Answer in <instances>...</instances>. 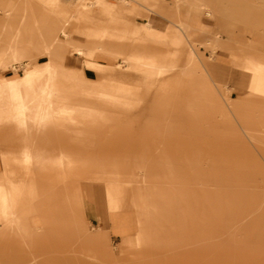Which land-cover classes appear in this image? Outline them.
<instances>
[{"label": "rangeland", "instance_id": "1", "mask_svg": "<svg viewBox=\"0 0 264 264\" xmlns=\"http://www.w3.org/2000/svg\"><path fill=\"white\" fill-rule=\"evenodd\" d=\"M29 1L27 4L26 0L24 3L15 0L8 16L0 13L1 65L6 66L5 60L11 54L7 47L16 32L21 29V37L26 39L25 26L31 8L34 9L35 2L40 4L43 0ZM190 1L163 0L162 7H156L158 15L169 19L165 22L168 32L160 37L144 33L139 19L111 12L102 16L96 11L97 7L88 9L86 28L97 33L100 40L107 38L119 42L120 47L121 55L101 54L98 61L106 66L121 63L122 56L158 57L175 64L174 69L179 73L191 64L199 68L222 64L226 59L223 52L207 44L211 38L192 27L186 28L180 44L171 43L178 31L179 18L187 20ZM203 1L213 9L222 8L220 14L212 17L217 21H209L208 32L218 31L222 39H228L225 28L233 24L246 30V38L255 40L258 37L257 30L251 32L250 24L255 17L264 16V1ZM177 6L180 16L175 9ZM76 7H81V0L68 3L55 0L54 4H45L47 12L71 20L76 15ZM234 12L240 13L241 17L234 18ZM158 15L157 21L162 22ZM22 25H25L23 29ZM73 30L74 26H70V31ZM240 32L234 30L230 37L236 39ZM29 39L36 40L34 37ZM22 45L25 47L24 63L12 73L14 80L33 69L34 62L43 60V53L34 48L35 44L22 42ZM191 48L199 52V58L189 59ZM259 52L258 60L264 63V55ZM65 57L67 66L77 62L70 48H66ZM252 70L257 73L254 84L243 92L229 87L224 77L212 75L220 101L234 114L230 128L223 125V115L218 112L210 119L202 117L199 121L196 114H202L204 108L189 91L167 82L172 73L154 71L148 74L125 67L91 72V77L106 85L103 91L109 97L117 98L118 106L110 99H102L99 90L77 87L74 89L77 104L71 110L104 114V119L97 118L90 125L97 134L94 141L101 142V147L106 150L122 144V154L107 155L103 170L95 180H70L60 170L62 181L44 193L45 212H53L54 207L63 206L68 198H76L77 193L83 199L87 190L92 191L90 201H104L111 217L110 226L114 231L117 225L121 228L123 250L118 247L119 238L111 231L109 233V244L117 256V264H264V160L256 150L250 149L252 147L241 131L243 126L250 133L264 136V90H257V84L264 83V71ZM74 71L84 78L88 76L80 62ZM92 85L95 89L101 88ZM212 106L209 102L205 108L210 110ZM35 110L36 107L28 108L26 115L31 117ZM44 132L52 138L49 123ZM90 148L86 146L82 150ZM53 150L48 145L44 154L51 160V168L58 171L60 156ZM2 163L0 155V182L5 180ZM36 165L37 162H33L30 174ZM83 168L82 162L73 164L75 174L82 173ZM229 169L250 173L253 179L245 183L224 182L221 174ZM25 178L30 181L26 174L22 176L23 180ZM60 217L66 230L73 232L77 222L87 219L85 211L74 203L63 206ZM62 264L82 263L71 253L69 258H62Z\"/></svg>", "mask_w": 264, "mask_h": 264}, {"label": "crops", "instance_id": "2", "mask_svg": "<svg viewBox=\"0 0 264 264\" xmlns=\"http://www.w3.org/2000/svg\"><path fill=\"white\" fill-rule=\"evenodd\" d=\"M21 1L24 3L23 0ZM260 1L263 2L264 0ZM14 2L15 0H0V10H10ZM178 3L179 2L176 4L178 5ZM45 4L51 5L49 0H43L40 4H37L36 2L34 3L36 16L40 18L41 26L45 28L50 26L52 28V34L57 35L58 38H60V45L57 47L51 60H49L46 54L38 50L39 53H43L41 57L43 60L34 62V68L27 71L23 76L34 74L38 80H41L45 78L46 70L48 68H52L55 71L53 76L59 77V79H57L58 83L55 84L56 88L54 87L55 89L53 88L52 90V100L55 106L60 109H63L64 107H68L70 109L76 107L75 105L77 104V101L74 95V89L77 87H82L87 90H99L98 92L102 99H110L116 104L117 98L109 97L108 94L103 91L104 87L106 88V85H104L103 82L96 80V78L91 77L89 74L93 71L105 69L114 70L125 67L148 74H152L154 71H157L160 74L172 73L173 75L170 76L167 82L173 83L176 86L179 85L182 87V90H187V92L189 91L196 99L197 104L204 108V110H202V114H196L199 121L203 119L202 117L210 119L212 118L213 113L218 112L223 115V125L230 128L233 127L232 124L234 122L232 117H234V114L229 111L227 106L222 101H220L218 91L215 90L216 85L212 75L224 77L228 86L231 85L232 89L235 91L243 92L244 90L251 88L254 84V76L257 73L252 69L264 71V63L258 60L260 59L258 57V51L264 55V16L260 18L255 17L253 23L250 24L252 29L251 32L254 30L258 31V37L255 40L246 38V30H241L233 24H229V28H225L229 38L222 39L218 31L208 32V29L206 28L209 26L208 23L211 19L217 21V18L212 17L216 13L220 14V12H222V8L218 7V9H213L208 7L203 0H191L189 2V10L187 11V20L179 18V23L176 24L178 31L175 35H173L171 43L177 45V43L180 44L182 41V37L186 32H182L179 29V25L180 23H183L185 29L192 27L200 34H203L204 37L211 38L207 40V44H209L212 48L223 52L226 59L222 62V64H207L205 66H201V68L198 67L197 69H190L187 66H184L182 71L179 73L178 69H174L175 64H172L170 61L160 60L158 57L140 59L135 55L130 57L122 56L120 58L121 63H116V65L105 66L101 64L98 61L101 54H108L109 52H112L114 56H118V54L121 55V53H119V42L115 43L112 39H109L108 41L107 38L105 40H103L104 38L100 40L97 33L95 34L88 30L84 25L88 16V9L97 7L96 11L100 12L102 16L111 12V14L125 15L128 18L139 19L143 24L142 30L144 33L157 37L165 36L168 32L165 22H168L169 19L160 14L158 15L155 11L156 7H162L163 0H132L129 3H124L122 0L120 3H116L111 0H81V7H76V15L73 17V20H64L63 17L47 12L48 10L46 11ZM165 6L167 5L165 4ZM175 9L178 16H180L181 12L179 7L177 6ZM208 10L211 11L210 15L206 14ZM1 12L2 11H0V13ZM233 14L236 19L241 17L238 12H234ZM156 15L162 19V22L157 21L158 19H156ZM66 21H70L71 25L67 27L68 36L63 37L59 34V32ZM24 26L22 25V29ZM70 26H74L73 32L70 31ZM0 27H2L1 18ZM234 30H239V32L241 31L237 34L236 39H232L230 37V35L234 34ZM71 33H74V36H71ZM219 37L220 40L218 39ZM36 42L39 43V41ZM77 47H80L82 51L78 52L76 50ZM66 48H70L75 55L74 59L77 62L74 63V66L72 63L69 64L73 67L67 66L64 63V60L66 59ZM189 55V59L191 55L199 58V52L197 53L193 48H191ZM78 62H80V64L83 65L85 70L88 72V76H85L86 78L75 73L74 68H77ZM128 63L130 66H125ZM22 65L20 68L23 67ZM2 66L3 65L0 64V87L7 85L10 81H13L14 79H12V73L16 71L12 70L11 67ZM202 72H204V75ZM118 74L121 75V71H119ZM64 79L66 80L64 81ZM92 84L99 85L101 88L95 89ZM257 90L263 91L264 83H258ZM209 102L213 103L210 110L205 108L206 104ZM116 105L118 106V104ZM38 106L39 105L35 102H28L24 109L23 107L17 108L19 107L17 103H14L13 105V107L17 108L18 116L24 120L30 119L34 115V113L31 117L26 115L28 108L36 107L38 109ZM55 120L59 124L63 125L64 131L77 130L78 128L80 131L84 130L82 127H77L69 116H65L61 113L55 115ZM6 122L12 124L14 121L8 120ZM241 131L244 139L247 140L249 145L252 147L250 149L256 150L259 156H261L264 160V148L263 150H260L252 144L249 136L247 135V132L249 131L243 126H241ZM16 136L18 135L12 134V136L7 138V144H5L3 149L0 147L1 158V150H5L6 152H10V155H13L11 156L12 161L15 159L7 172H4L5 170L2 163L5 180L4 182H0V264H62V258H69L71 253H74L78 261L82 264H109L110 262L117 264L118 260L115 258L117 256L115 255L114 249L109 244V233L111 231L119 238L118 247L121 248L120 250H123L122 243L124 242V237L119 225L116 226L115 231L112 226H110L111 217L108 209H106V203L104 201H96L95 203L90 201L93 206L95 205L94 211L85 212L87 219H85V221L83 220L88 226V231L80 232L75 229V232H73L72 229L66 230V224L60 217L63 206L66 204H75L76 202L87 203L89 202V199H87L86 196L83 199H79V201L75 198H68L67 202L63 203V206H58L59 208L54 207L53 212H45V205L43 201L44 193L60 183L58 182L56 185L48 183L50 177L56 171L51 168V165L53 164L48 158L45 159L46 163L41 162L36 166L37 171L43 173V177L38 180L37 187L40 194L36 196V198L31 199L25 191L21 192L22 195L21 193L19 195H10L11 192H15V185L13 183L9 185L7 183V179L16 177L18 173H21L22 176L25 174L23 165L20 162V154L14 151L16 150L14 147V143L17 140ZM58 154L60 158L63 157L64 161V163H61L62 165L59 163L57 166L58 171L61 170L64 173L68 171L73 173V176H77V174L73 172V164L76 165L77 161L81 163L82 160L78 159L77 155L74 153L71 157L69 156L67 158L62 156L59 152ZM82 170H85V167ZM223 173H229L230 175L232 174L237 176L236 179L222 180L228 183H245L246 181L253 179V176L250 173H238L232 171L231 169L226 170ZM21 175L19 180L17 179L15 182L28 183L29 181H24ZM13 205L18 208V215L15 219H13L11 213Z\"/></svg>", "mask_w": 264, "mask_h": 264}, {"label": "bare ground", "instance_id": "3", "mask_svg": "<svg viewBox=\"0 0 264 264\" xmlns=\"http://www.w3.org/2000/svg\"><path fill=\"white\" fill-rule=\"evenodd\" d=\"M61 1H63L64 3H68L70 0H61ZM122 1L124 3H129L132 0H122ZM29 2H30L29 0H26L27 4ZM49 2L51 4H54L55 0H49ZM31 9H32L31 15L27 19L28 20L26 25L27 29L25 31V33L27 34L26 39L25 40L22 39L21 37L22 31L20 29L11 38L7 47L11 51V54L5 60L6 62L5 67H11L12 70L14 71L15 70L17 71L18 68H20L21 65L24 63L23 58H24L25 47L22 45V42L35 44L34 48L46 54L49 60L52 59V56L55 54L57 47L60 45V41H59L60 38H58L57 35L52 34V28L50 26L47 28L41 26L40 18L36 16L35 9H33V7ZM0 11L4 12L6 16H8L10 13V10L7 11L0 10ZM206 14L210 15L211 11L208 10ZM69 25H71L70 21H66L64 23L63 27L59 32L61 36L63 37L68 36L67 27ZM179 29L184 33L186 32L183 23L182 24L180 23ZM30 37H34L37 40H30L29 39ZM36 41H39V43ZM76 50L78 52L82 51L80 47H77ZM195 58L196 57L194 55H191L190 60H193ZM187 67L190 69L198 68V66H196L195 64H191L190 66ZM45 73H46L45 78L41 80H38L36 75L34 74L25 75L20 77L19 79L10 81L5 86L0 87V147L1 149H3L5 144H7V140H8L7 138L12 136V134L18 135L16 136L17 140L14 143V147L16 149L14 151L20 154V162L23 165L25 174L26 176L28 175L30 177L29 178L30 181L28 180L29 181L28 183L15 182V180L17 179L19 180L21 173H18L17 176L12 179H7V183L9 185L12 183L15 185L14 188L15 192H11L10 195H16V194L19 195L21 192L25 191V193H27V195H29L31 199H34L36 198V196L40 194L37 186H38V180L43 177V173L38 172L36 166L41 162L46 163L45 160L46 156L44 154V149L48 145H51L55 151L59 152L62 156H65V158L69 156L71 157V155H73L74 153L77 155V158L82 160V163L85 167V170H83L82 173L77 174V176H73V173H70L68 171L64 173L65 178L76 181H87L89 179L95 180L96 177L98 178V174L100 173V171L103 170L104 162L107 161L106 158L107 155H109L110 153H113L118 156L122 154L121 152L122 144L118 146H112V148L106 150L101 147L100 144L101 142H98V140L97 142L94 141V139L96 138L95 136L97 134L92 130V128H90V125H92V123L97 118L104 119L105 118L104 114L95 115L85 111H74L68 107H64L63 109H60L57 106H55L52 100V92H53L52 90L55 87V84L58 83L57 79H59V77L53 76L55 71L52 68H48ZM202 74L204 75V72H202ZM65 80L66 79H64V81ZM208 84L210 85L209 82ZM28 102H33V103L35 102L39 106L38 109L34 112V115L32 114L33 115L32 118L24 120L18 116L17 108L23 107L24 109ZM14 103H17L19 107L17 108L13 107ZM58 113H61L65 116H69L72 122H74L77 127H82L84 128V130L80 131L78 128L77 130L64 131L63 125L59 124L55 120V115ZM8 120H12L14 122L12 124L11 123L9 124L6 122ZM48 123L51 125L52 128L51 139H49L47 134L44 132V128ZM247 135L249 136L254 146L259 148L260 150H263L264 136L256 135L250 132H247ZM94 145L96 146V148H93ZM86 146H89L91 148L88 151H83L82 149ZM1 152H2L3 167L5 170L4 172H7V170L10 168V165L15 161V159L14 161L11 160V156L13 155H10L11 154L10 152H6L5 150H1ZM83 156H85L86 158L82 159ZM92 156L94 157L95 160L93 159ZM61 158L59 160L60 164L64 163L63 157ZM33 162H37V165L33 168V172L30 174ZM236 178L237 176H234L232 174L230 175L229 173L221 174V180H230ZM61 181H62V177L60 175V172L55 171L53 175L50 177L48 183L52 185H54L55 183L56 185V183ZM106 184L108 185V183ZM86 194L85 196L87 197V199H89V202L87 203L76 202L75 204L80 206L82 210L85 212H92L94 211L95 205L93 206L91 204L90 195L91 194L93 195V192L87 190ZM75 197H76L75 199H77L78 201L79 199H81V196L78 193L76 194ZM11 213L13 219H15L18 215V208L15 205L12 206ZM87 228L88 226L84 223V221H80L76 223L77 231L80 232L88 231Z\"/></svg>", "mask_w": 264, "mask_h": 264}]
</instances>
